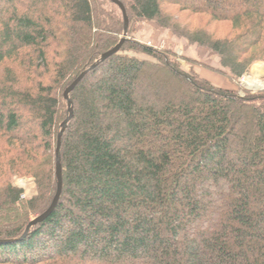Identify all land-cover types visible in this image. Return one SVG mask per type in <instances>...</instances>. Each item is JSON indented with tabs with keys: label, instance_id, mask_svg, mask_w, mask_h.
I'll use <instances>...</instances> for the list:
<instances>
[{
	"label": "trees",
	"instance_id": "trees-1",
	"mask_svg": "<svg viewBox=\"0 0 264 264\" xmlns=\"http://www.w3.org/2000/svg\"><path fill=\"white\" fill-rule=\"evenodd\" d=\"M119 1L214 52L236 81L264 59V0ZM167 6L231 30L184 32ZM123 28L109 0H0V241L51 205L63 93ZM172 56L126 40L72 92L59 204L0 243V264H264V92L241 99Z\"/></svg>",
	"mask_w": 264,
	"mask_h": 264
},
{
	"label": "rangeland",
	"instance_id": "rangeland-1",
	"mask_svg": "<svg viewBox=\"0 0 264 264\" xmlns=\"http://www.w3.org/2000/svg\"><path fill=\"white\" fill-rule=\"evenodd\" d=\"M166 13L174 14L173 23L180 30L187 33L194 34L202 31L219 38L226 36L231 30L228 22L214 21L204 13L180 12L177 7L173 6H167ZM127 40L159 52H171L173 55L171 59L179 64L182 71L195 75L201 80H206L216 88L237 92V95L240 91H243L246 96L264 92V59L256 61L252 65L250 72L236 81L221 66L219 58L214 52L174 36L170 31L159 28L155 22L129 19ZM137 48L131 45L126 49L128 54L130 53L136 58L150 59ZM251 81L259 82L261 87L251 90L252 88L250 89L246 86ZM253 92L256 93L252 94ZM11 180L13 185L24 189L23 198H30L36 195V184L32 178L14 176L11 177ZM73 264H80V260L75 259Z\"/></svg>",
	"mask_w": 264,
	"mask_h": 264
},
{
	"label": "water",
	"instance_id": "water-1",
	"mask_svg": "<svg viewBox=\"0 0 264 264\" xmlns=\"http://www.w3.org/2000/svg\"><path fill=\"white\" fill-rule=\"evenodd\" d=\"M111 3H113L114 5H116L122 12L123 15V19H124V28H123V33H122V37L121 40L119 42L118 45H116L113 49H111L110 51L102 54L97 60L96 62L91 65L87 70L83 71L74 81L73 83L67 87V89L64 91L63 93V97L65 102L67 103V118L65 119V121L61 124L59 133H58V137H57V146H56V150H55V178H56V184H57V191L56 194L54 196V199L51 203V205L49 206V208L42 213L41 215L37 216L36 218H34L27 226L24 234L18 238V239H14L11 241H0V243H9V242H17V241H21L23 239H25L30 231L37 227L38 225H40L41 223H43L45 220H47L56 210L61 195H62V191H63V167H62V158H61V148H62V139L63 136L65 135L70 123L73 120L74 117V103L73 100L71 98V94L72 92L77 88V86L92 72H94L101 64H103L104 62H106L109 58L113 57L114 55L118 54L123 46V44L126 42L127 40V36H128V29H129V18H128V14H127V10L125 8V6L123 5V3L119 0H109Z\"/></svg>",
	"mask_w": 264,
	"mask_h": 264
},
{
	"label": "bare ground",
	"instance_id": "bare-ground-1",
	"mask_svg": "<svg viewBox=\"0 0 264 264\" xmlns=\"http://www.w3.org/2000/svg\"><path fill=\"white\" fill-rule=\"evenodd\" d=\"M257 75L259 76V74L257 73ZM249 87H251V88H260L261 87V84H259V82L258 83H256V82H253V81H251L250 83H248L247 84Z\"/></svg>",
	"mask_w": 264,
	"mask_h": 264
},
{
	"label": "built area",
	"instance_id": "built-area-1",
	"mask_svg": "<svg viewBox=\"0 0 264 264\" xmlns=\"http://www.w3.org/2000/svg\"><path fill=\"white\" fill-rule=\"evenodd\" d=\"M247 84H248V83H247ZM247 84H246V86H247L248 88L251 89V87H249ZM251 90H254V88H252ZM255 93H256V92H255ZM255 93L253 92L252 94H255ZM238 97L241 98V99H244V98L246 97V95H245V93H244L243 91H240V92L238 93Z\"/></svg>",
	"mask_w": 264,
	"mask_h": 264
}]
</instances>
